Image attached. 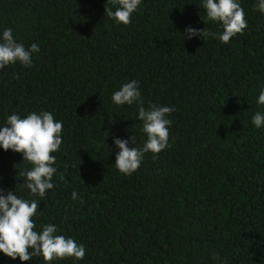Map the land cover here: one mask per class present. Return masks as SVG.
Instances as JSON below:
<instances>
[{"label":"trees","instance_id":"1","mask_svg":"<svg viewBox=\"0 0 264 264\" xmlns=\"http://www.w3.org/2000/svg\"><path fill=\"white\" fill-rule=\"evenodd\" d=\"M238 2L247 28L222 43L184 37L189 25L223 31L201 19L202 0H141L128 25L107 17V0H0V33L40 47L31 66L0 69V126L41 111L63 124L43 198L24 187L22 153L0 147V189L40 202L36 230L53 224L85 247L50 264H264V126L252 124L264 113V14ZM131 80L146 109L174 111L170 146L124 175L114 138L146 140L138 105L111 99ZM0 264L46 262L0 252Z\"/></svg>","mask_w":264,"mask_h":264},{"label":"clouds","instance_id":"2","mask_svg":"<svg viewBox=\"0 0 264 264\" xmlns=\"http://www.w3.org/2000/svg\"><path fill=\"white\" fill-rule=\"evenodd\" d=\"M105 14L117 23L128 25L131 16L141 4V0H107ZM201 7L206 12V19L219 22L223 31L209 32L206 27L195 28L191 25L185 29L184 37H202L204 42L209 36L228 43L237 34H243L247 28L244 9L238 0H202ZM255 9L264 14V0H257ZM183 37V38H184ZM40 51L36 43L25 48L23 43L17 42L11 28H4L0 33V69L16 62L24 66H31L32 55ZM139 81L131 80L121 85L112 94V101L116 105H138V119L142 122L141 131L146 134L142 147H135V137L128 139L114 138L119 148L116 153L115 167L124 175H131L139 167L146 153H160L169 147V126L172 121L168 118L174 111L170 106L150 104L146 109L141 98ZM258 103L264 105V88L259 92ZM252 124L256 128L264 126V113L257 112L252 117ZM63 124L54 119L52 113L41 111L31 112L21 118L17 113L7 116L6 124L0 126V147L5 151L11 149L22 153L23 161L32 165L20 173L24 178V187L30 190L32 196L43 198L47 190L54 188L52 178L56 172L53 165L56 157L52 153L59 150L62 144L61 133ZM129 140L132 147H129ZM73 199L78 198L76 192ZM83 202V201H81ZM40 202L37 199L18 197L16 192L0 189V252L6 256L21 261L32 260L34 256H42L46 264L67 257L82 260L85 247L73 238L57 234V227L44 224L36 230L33 217L37 214ZM31 250V251H30ZM218 258V254H213Z\"/></svg>","mask_w":264,"mask_h":264}]
</instances>
